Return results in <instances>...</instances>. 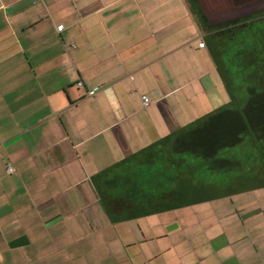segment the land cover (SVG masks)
Here are the masks:
<instances>
[{
  "label": "crops",
  "instance_id": "crops-1",
  "mask_svg": "<svg viewBox=\"0 0 264 264\" xmlns=\"http://www.w3.org/2000/svg\"><path fill=\"white\" fill-rule=\"evenodd\" d=\"M230 100L188 0H0V264H264V185L112 219L94 182Z\"/></svg>",
  "mask_w": 264,
  "mask_h": 264
},
{
  "label": "trees",
  "instance_id": "trees-1",
  "mask_svg": "<svg viewBox=\"0 0 264 264\" xmlns=\"http://www.w3.org/2000/svg\"><path fill=\"white\" fill-rule=\"evenodd\" d=\"M188 2L207 33L231 100L94 177L112 219L213 197L224 193V186L234 189L229 175L264 164V9L216 25L200 0ZM180 159L192 179L177 177ZM242 185L237 189L264 183Z\"/></svg>",
  "mask_w": 264,
  "mask_h": 264
},
{
  "label": "rangeland",
  "instance_id": "rangeland-1",
  "mask_svg": "<svg viewBox=\"0 0 264 264\" xmlns=\"http://www.w3.org/2000/svg\"><path fill=\"white\" fill-rule=\"evenodd\" d=\"M204 9L210 14L211 20L214 24H221L230 21L233 18H239L254 11L264 9V0H200ZM171 146V145H170ZM171 159H176L174 154L168 149ZM180 159V164L177 168V177L192 179L194 175L189 174L188 168L184 165V161ZM183 163V165H182ZM186 168V169H185ZM192 169V168H191ZM187 170V171H186ZM194 170V168H193ZM245 175H229V178L233 180L230 188H240L242 184L249 186H255L264 183V164L259 162L256 164L250 172L244 173ZM244 180V181H243ZM244 185V186H246ZM223 190H227L224 186Z\"/></svg>",
  "mask_w": 264,
  "mask_h": 264
},
{
  "label": "built area",
  "instance_id": "built-area-1",
  "mask_svg": "<svg viewBox=\"0 0 264 264\" xmlns=\"http://www.w3.org/2000/svg\"><path fill=\"white\" fill-rule=\"evenodd\" d=\"M78 85H79V86H83V85H87V83H86L85 81H83V80H80V81L78 82ZM94 92H95L94 90H90V91H89L90 94H93ZM143 100H144V104H145V105H149V104H150V98H149L147 95H144V96H143ZM8 171H9L10 173L14 172V167H13L12 165H9V166H8Z\"/></svg>",
  "mask_w": 264,
  "mask_h": 264
}]
</instances>
